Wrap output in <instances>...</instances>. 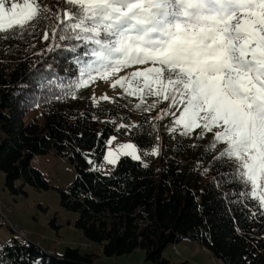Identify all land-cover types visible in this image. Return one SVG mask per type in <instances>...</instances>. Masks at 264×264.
Wrapping results in <instances>:
<instances>
[{"label":"trees","instance_id":"obj_1","mask_svg":"<svg viewBox=\"0 0 264 264\" xmlns=\"http://www.w3.org/2000/svg\"><path fill=\"white\" fill-rule=\"evenodd\" d=\"M39 3L50 9L45 14L52 23L65 7L63 0ZM49 23L40 20L23 34H0V170L6 188L14 195L25 193L26 186L58 190L61 206L77 214L75 226L107 256L142 248L152 264H171L164 250L190 239L225 264H264V214L255 202L237 196L232 184L221 183L214 153L205 154L213 135L181 137L170 130L166 135L161 119H153L154 109L143 110L149 101L141 109L135 107L139 98L124 94L96 102L91 83L73 99L67 94L74 81L64 71L71 67L65 52H48L51 41L42 39ZM120 124L138 127L129 132ZM111 137L133 140L142 161L122 156L116 165L106 164ZM155 147L158 156L143 155ZM51 151L75 165L76 176L65 187L33 163L36 155ZM20 236L0 245V264H94L97 256L70 246L51 254Z\"/></svg>","mask_w":264,"mask_h":264},{"label":"snow or ice","instance_id":"obj_2","mask_svg":"<svg viewBox=\"0 0 264 264\" xmlns=\"http://www.w3.org/2000/svg\"><path fill=\"white\" fill-rule=\"evenodd\" d=\"M63 4L52 23L45 14L50 9L42 10L39 0H0V34H23L40 20L49 21L42 39L51 41L48 52H65L71 67L64 71L74 81L67 94L73 99L91 82L116 77L111 88L138 97L137 109L146 96L157 101L144 107L145 112L161 101L169 102L153 119L173 117V135L179 131L181 137H190L196 129L202 130L199 139L213 134L205 154L214 153L221 183L232 184L237 196L255 202L253 206L264 214V0H63ZM64 42L71 44L65 47ZM138 65L145 67L120 75ZM133 127L138 126L120 124L129 132ZM115 140L112 137L108 144ZM159 154V147L143 153ZM121 155L142 161L134 143L120 144L117 151L109 148L105 159L116 165Z\"/></svg>","mask_w":264,"mask_h":264},{"label":"rangeland","instance_id":"obj_3","mask_svg":"<svg viewBox=\"0 0 264 264\" xmlns=\"http://www.w3.org/2000/svg\"><path fill=\"white\" fill-rule=\"evenodd\" d=\"M143 67L145 66L138 65L132 69H125L120 75H125L129 71ZM115 79L116 77H112L107 82L100 79L91 82L92 96L96 102L106 101L101 99L104 95H107L110 101L123 94L126 95L119 87L116 89L111 88V83ZM145 100L152 104L157 101V98L146 96ZM168 106L169 102L161 101L157 103L154 112L159 116L162 110L167 109ZM38 112V109L32 111L30 116ZM161 126L162 130L166 129L167 135L168 130L174 126L173 117L165 116L164 119H161ZM200 131L202 130L196 129L193 133L196 134ZM108 141L105 157L109 148L117 151L120 144H135L133 140L128 138L115 140L110 145ZM33 163L45 172L52 183L57 186L65 187L69 185L76 176L75 165L66 158L55 155L53 151L36 155ZM105 163L108 164L106 159ZM25 190V193L14 195L6 188L5 173L0 170V245L13 238V236L21 235L22 237L29 236L30 241L48 249L51 254L54 252L61 253L69 246L78 247L83 252L96 253L94 264H152L147 259L146 250L142 248H137L126 255H105L99 243L89 241L81 230L75 226L77 214L67 211L61 206V194L58 190H40L32 186H26ZM11 225L14 227L13 230ZM174 246L175 248L168 246L163 252V256L169 258L171 264H181L184 260H189L195 264H225L203 249L197 241L184 239Z\"/></svg>","mask_w":264,"mask_h":264},{"label":"bare ground","instance_id":"obj_4","mask_svg":"<svg viewBox=\"0 0 264 264\" xmlns=\"http://www.w3.org/2000/svg\"><path fill=\"white\" fill-rule=\"evenodd\" d=\"M20 232V231H19ZM18 233V232H17ZM25 233V232H24ZM25 237V236H24ZM175 248V247H174Z\"/></svg>","mask_w":264,"mask_h":264}]
</instances>
